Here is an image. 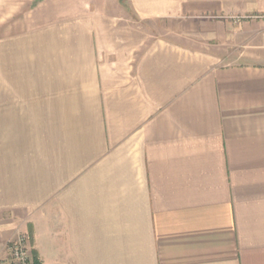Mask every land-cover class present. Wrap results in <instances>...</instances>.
Wrapping results in <instances>:
<instances>
[{
	"label": "crops",
	"instance_id": "0c3cea01",
	"mask_svg": "<svg viewBox=\"0 0 264 264\" xmlns=\"http://www.w3.org/2000/svg\"><path fill=\"white\" fill-rule=\"evenodd\" d=\"M35 264H264V0H0V244Z\"/></svg>",
	"mask_w": 264,
	"mask_h": 264
},
{
	"label": "built area",
	"instance_id": "2783aa9c",
	"mask_svg": "<svg viewBox=\"0 0 264 264\" xmlns=\"http://www.w3.org/2000/svg\"><path fill=\"white\" fill-rule=\"evenodd\" d=\"M29 240V233L19 232L14 239L0 244V264H35Z\"/></svg>",
	"mask_w": 264,
	"mask_h": 264
}]
</instances>
